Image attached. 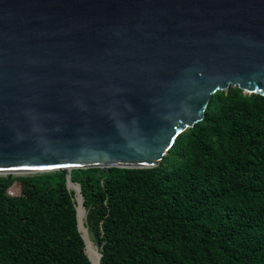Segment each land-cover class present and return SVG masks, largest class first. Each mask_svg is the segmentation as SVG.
<instances>
[{
  "label": "water",
  "instance_id": "1",
  "mask_svg": "<svg viewBox=\"0 0 264 264\" xmlns=\"http://www.w3.org/2000/svg\"><path fill=\"white\" fill-rule=\"evenodd\" d=\"M231 86L264 96V0H0V175L82 205L71 169L158 165Z\"/></svg>",
  "mask_w": 264,
  "mask_h": 264
},
{
  "label": "trees",
  "instance_id": "2",
  "mask_svg": "<svg viewBox=\"0 0 264 264\" xmlns=\"http://www.w3.org/2000/svg\"><path fill=\"white\" fill-rule=\"evenodd\" d=\"M69 178L99 264H264L262 95L216 91L154 167ZM74 198L60 171L0 175V264H92Z\"/></svg>",
  "mask_w": 264,
  "mask_h": 264
},
{
  "label": "bare ground",
  "instance_id": "3",
  "mask_svg": "<svg viewBox=\"0 0 264 264\" xmlns=\"http://www.w3.org/2000/svg\"><path fill=\"white\" fill-rule=\"evenodd\" d=\"M16 174H20V173H16ZM69 188L70 189H75V199H76V202H77V208H76V210H77L78 224H79L81 233H83L84 236H85L86 248L88 249V247L91 245V243L88 240V237L86 235V232L83 231V230H85L84 227H83V217H84V213H82V208L83 207H82L81 202H80V196H79V194L77 192V189L75 187H73V185L70 184L69 185ZM88 255H89V258H90V260L92 261L93 264H98L97 263V261H98V254L97 253L93 257L90 256V254H88Z\"/></svg>",
  "mask_w": 264,
  "mask_h": 264
},
{
  "label": "rangeland",
  "instance_id": "4",
  "mask_svg": "<svg viewBox=\"0 0 264 264\" xmlns=\"http://www.w3.org/2000/svg\"><path fill=\"white\" fill-rule=\"evenodd\" d=\"M19 175H27V174H14V176H19ZM18 192H19L18 182L13 181L7 189V193L10 195H15L18 194ZM85 251L87 254H90V256L92 257L96 255L95 247L92 244L88 247V249L85 248Z\"/></svg>",
  "mask_w": 264,
  "mask_h": 264
}]
</instances>
